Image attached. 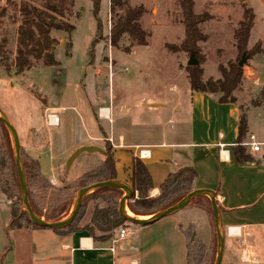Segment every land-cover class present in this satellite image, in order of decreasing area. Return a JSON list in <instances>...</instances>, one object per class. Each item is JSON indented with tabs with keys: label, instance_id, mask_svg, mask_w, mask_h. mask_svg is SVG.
<instances>
[{
	"label": "crops",
	"instance_id": "1",
	"mask_svg": "<svg viewBox=\"0 0 264 264\" xmlns=\"http://www.w3.org/2000/svg\"><path fill=\"white\" fill-rule=\"evenodd\" d=\"M257 1L264 6L263 0ZM10 17H14L13 11L9 15L5 12L0 20H9ZM12 24L9 27L11 37L18 20ZM251 32L248 40V46H251L248 48L259 44L262 53L251 61L253 82L245 81L247 90L244 94L249 92L250 105L245 111L237 101L219 103L216 96L191 91L186 94L184 90L181 93L177 86L172 85L168 89L175 93L173 105L171 100L155 101L145 104L144 109L139 111H135L132 103L126 100L114 108L113 94L94 92L92 100L88 101L83 96L85 114L82 117V111L73 110L74 107L62 103L64 94L61 93L51 99L49 108L43 110L45 116L48 112L57 111L58 124L47 128L45 116L41 115L42 127L39 130L28 129L21 146L27 155L38 160L41 175L55 187L60 186L62 164L74 150L83 146L102 149L108 144L115 161L117 181L124 182L129 188L128 178L135 150H148L149 157L141 161L151 176V198L158 196L159 187L168 175L180 167H192L196 172L194 190H209L215 194L225 235L224 245L228 242L222 256L225 255L232 264H258L256 256L250 255L256 254L255 251L249 252L246 244L259 241L255 231L259 230L261 236L264 235V133L256 125L262 122L264 126V100L260 98L258 90V86L264 88V39L254 33L255 37L250 42ZM4 33H8V30L1 31V38ZM36 68L37 64L23 74ZM11 73H4L0 77L23 76ZM111 76L107 79L108 87ZM59 88L63 89V84ZM94 109L98 110L96 116ZM71 110L75 113H68ZM249 110L256 112L253 115L257 117L256 122L248 120ZM40 112L42 114L41 109ZM241 114L246 119L241 144L251 159L245 164L237 163L231 154V148L238 143ZM213 116L216 117L215 125L210 128L208 123ZM250 136H254L259 144L257 152L249 148ZM220 144L227 151L222 156L219 153ZM83 155L87 158L86 155L96 154H82L74 163ZM196 198V203L192 199L182 210L151 225L141 227L127 224L122 228L126 232L125 237L113 244L119 230L112 240L104 243H93L85 232L57 236L47 229L9 230V201L0 194V264H185L187 251L183 231L188 226L193 227L197 239L206 247L212 246L213 221L206 211L210 205L209 198ZM126 214L134 218L127 207ZM232 228L236 232L228 233ZM260 241L264 246V237Z\"/></svg>",
	"mask_w": 264,
	"mask_h": 264
},
{
	"label": "trees",
	"instance_id": "2",
	"mask_svg": "<svg viewBox=\"0 0 264 264\" xmlns=\"http://www.w3.org/2000/svg\"><path fill=\"white\" fill-rule=\"evenodd\" d=\"M100 1L92 0V12L96 19L97 34L100 31V23L97 19ZM7 2L14 6L12 10L14 17H10L9 20L13 24L18 20V26L13 32L15 47L13 54L10 53L8 48L10 44L9 32L4 33L0 39V66L3 68L4 73L7 75L11 72L21 74L30 70L36 63L43 67L57 68L59 63L54 57L56 41L51 37V32H65L70 35L73 31L74 27L64 19L72 2L68 0H42L39 6H36L33 0H22L17 5L10 0ZM108 3L109 12L116 16L109 31L110 46L118 48L119 43L124 38L133 45L147 46L150 34L143 30L140 24V19L144 13L143 8L141 6L130 7L128 0H108ZM178 6L184 38L178 46L169 45L166 48L171 53L182 51L186 54H194L197 59L198 65L186 66L185 68L190 91L216 96L219 103H235L232 94L241 85L243 67H239L237 61L228 64L227 67L219 65V79L203 80V69L200 65L203 63L204 57L200 54L199 44L205 43L208 36L202 33L200 25L211 20L212 17L206 13L196 14L193 0H178ZM5 12V9H1L0 17ZM253 25L254 14L252 10L244 8L241 20L233 31V38L238 55L245 54L249 59L262 53L259 44L247 49ZM95 44L94 39L92 46ZM245 129V115L241 114L238 124V143L231 148V154L239 164L251 161L248 154H246V148L241 144ZM7 133L5 127L0 123V194L5 200L9 201L10 205V221L7 228L9 230L43 229L34 225L22 208L13 148ZM22 151L20 147L28 203L33 213L46 222H59L68 217L74 199L81 189L97 183L117 180L115 161L111 147L108 144L104 147V155L96 154L99 157L98 162L90 170L76 176L71 184L67 181L68 173L65 172L63 165L59 175L61 187L52 186L41 175L38 160L31 158ZM86 156L92 157L93 155ZM195 179L196 172L192 167H180L168 175L160 185L158 196L151 198L149 196L152 189L151 176L142 161L133 157L128 178L133 196L127 202L126 207L134 218L153 216L194 191ZM33 189L35 190L34 194ZM43 191L56 192L58 195L48 197ZM122 196L123 192L117 188L102 187L94 189L83 197L81 208L69 226L51 231L57 236L85 232L93 243H104L112 240L115 232L127 226V223L120 217L118 212V204ZM196 200L198 198L192 201ZM89 203H92V206L88 210ZM206 211L212 222L210 205ZM86 215H88V221L82 225L81 222ZM213 232L212 234H214ZM183 235L187 251L185 264H213V256L204 254L206 250H212L214 246L213 235L210 248L197 239L192 226H188L183 231ZM192 250L196 251L191 254Z\"/></svg>",
	"mask_w": 264,
	"mask_h": 264
},
{
	"label": "rangeland",
	"instance_id": "3",
	"mask_svg": "<svg viewBox=\"0 0 264 264\" xmlns=\"http://www.w3.org/2000/svg\"><path fill=\"white\" fill-rule=\"evenodd\" d=\"M7 1L0 0V10L5 9L6 14L9 15L14 6ZM10 1L17 5L22 0ZM68 1H71L72 4L68 7L64 19L74 27L73 31L70 35L65 32H51V37L56 41L54 57L59 62L60 68L43 67L36 63L38 68L26 74L21 73L23 76L0 77V111L15 129L24 153L21 144L24 143L28 129L39 130L42 127L41 115L45 116L43 110L45 107L49 108L51 99L60 96L61 93L64 94L62 103L74 107L73 110L82 111V117H84L83 96L88 101L92 100L94 92L99 94L101 91H106V94H113L115 98L114 108L126 100L128 103H132L135 111H139L144 109L145 104L155 101L168 102L171 100L173 105L175 93L168 89L169 86H177L181 93L183 90L186 94L190 91L185 72L190 54L182 51L171 53L166 48L169 45L178 46L184 38L178 0H128L130 7L141 6L143 8L144 13L140 19V24L142 29L150 34V37L147 46L133 45L124 38L119 43L118 48L111 47L109 43V31L116 16L109 12L108 0L100 1L97 15L100 23L98 34L96 32V19L92 12V0ZM33 2L39 6L42 0H33ZM193 2L196 14L206 13L212 17L211 20L200 25L202 33L208 36L205 43L199 44L200 54L204 57L200 67L203 69V80H217L220 78L219 65L227 67L230 63L239 62L243 55H238L234 47L233 31L241 20L244 8L251 9L255 15L254 30L251 32L250 42L255 37L254 33L260 39H264V6L257 0H193ZM10 24L12 23L8 19L0 20V39L2 30L10 32ZM94 39L96 44L92 46ZM9 41L8 48L13 54L15 51L13 34L12 37H9ZM69 45H71L70 49ZM250 46L247 45V49ZM245 57L241 85L232 94L235 101L242 105L243 111L246 107H250L248 103L249 92L244 94V91L247 90L245 81L253 82L251 61L255 56L250 57V59L247 55ZM110 74L112 76L108 87L107 79ZM0 75H5L1 66ZM62 84L63 89H60ZM258 88L260 98L264 100V88L261 89L260 86ZM40 109L42 114H40ZM73 110L68 113L74 114ZM97 111L93 110L95 116ZM57 113L56 111L55 114L57 115ZM255 113L254 110L253 112L249 110L247 113L248 120L256 122ZM213 117L208 123L210 128L215 125L216 117ZM256 125L263 134V123L257 122ZM50 131L54 132L53 130ZM7 137L12 146L8 133ZM39 141L42 142L41 139ZM98 160L99 157L96 155L87 158L83 155L73 164L70 174H67L68 183H72V176L80 175L81 171L94 166ZM63 165L64 163L61 168ZM32 192L34 194L35 190L33 189ZM43 193H46L48 197L58 195V193L51 191H43ZM75 201L76 198L74 204ZM194 203L196 202L194 201ZM91 206L92 203H89L88 210ZM87 221L88 215L85 216L81 224L84 225ZM213 233L214 246L212 250H206L204 254L212 255L214 264L216 238L215 232ZM255 233L259 241L254 244L247 243L246 248L249 249V252L255 251L256 254L251 253L250 255L256 256L258 264H264V246L260 241L264 235L261 236L259 230ZM227 245L228 242L226 241L224 248ZM195 251L192 250L191 254ZM220 264H232V262L230 263L224 255Z\"/></svg>",
	"mask_w": 264,
	"mask_h": 264
},
{
	"label": "water",
	"instance_id": "4",
	"mask_svg": "<svg viewBox=\"0 0 264 264\" xmlns=\"http://www.w3.org/2000/svg\"><path fill=\"white\" fill-rule=\"evenodd\" d=\"M246 57L245 54L242 55L240 61L238 62L239 67H243L245 63ZM187 66H196L198 65V61L195 59L194 54L189 55V59L186 63ZM0 123L5 127L7 130L11 142H12V148H13V155H14V162H15V168H16V173L18 177V183H19V190H20V196L22 200V208L25 211L28 219L36 226L47 229V230H54V229H64L67 226H69L75 219L76 215L78 214L81 204H82V199L83 197L91 192L94 189L102 188V187H112V188H117L120 189L124 195L120 199L119 204H118V212L120 217L127 223L131 225H136V226H148L156 221L165 218L167 216L173 215L176 212L182 210L185 208L189 202L196 198V197H201L205 196L209 198L210 202V209H211V214H212V220H213V227H214V232H215V238H216V256L214 260V264H220L221 259H222V252L224 248V230L222 228V225L219 220L218 216V208L215 200V194L209 190H194L185 197H183L181 200H179L177 203L174 205L162 210L161 212L153 215L152 217L148 219H136L129 217L126 214V206L125 203L126 201L130 200L133 196V191L131 188H129L124 182L121 181H109V182H102V183H97L94 185H91L87 188L81 189L76 197V201L74 204V207L72 211L70 212L69 216L63 219L62 221L59 222H46L40 218H38L32 211L28 200H27V192H26V184H25V179H24V174H23V169H22V164H21V157H20V144L18 140L17 133L13 126L7 121L3 113L0 112ZM82 154H98V155H104V151L98 147L95 146H83L80 148H77L74 150L66 159L64 163V170L66 173L69 172L70 167L74 163V161L81 156Z\"/></svg>",
	"mask_w": 264,
	"mask_h": 264
},
{
	"label": "built area",
	"instance_id": "5",
	"mask_svg": "<svg viewBox=\"0 0 264 264\" xmlns=\"http://www.w3.org/2000/svg\"><path fill=\"white\" fill-rule=\"evenodd\" d=\"M45 124L48 127H55L58 124V119L57 115L55 113H48L45 116ZM249 148L252 152H257L259 150V144L255 142L254 136H250L249 138ZM219 153L220 156L222 154L226 153L227 151L225 150L224 145H219ZM149 151L143 148H136L135 150V157L138 158L139 160H144L149 157L148 155ZM236 229L232 228L228 230V233H235ZM126 235V232L124 229H120L118 231V236L115 240L112 241L113 244H117L119 240H122Z\"/></svg>",
	"mask_w": 264,
	"mask_h": 264
}]
</instances>
